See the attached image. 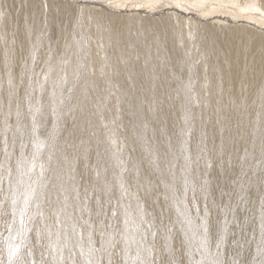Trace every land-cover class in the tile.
I'll use <instances>...</instances> for the list:
<instances>
[{
    "label": "rangeland",
    "instance_id": "rangeland-1",
    "mask_svg": "<svg viewBox=\"0 0 264 264\" xmlns=\"http://www.w3.org/2000/svg\"><path fill=\"white\" fill-rule=\"evenodd\" d=\"M121 1L0 0V45L18 26L25 43L21 54L9 48L0 58V90L13 94L0 111V264H264V115L250 120L258 158L247 172L237 166L234 182L221 171L227 183L221 193L210 189L214 200L206 181L222 158L195 161V114L212 108L210 81L199 74L212 57L210 15L166 0ZM245 1L264 9V0ZM218 14L217 50L227 53L232 31V50L264 84V24ZM149 101L171 106L179 121L171 163ZM239 110L224 116L231 126ZM89 122L98 155L90 162L95 189L85 196L67 175L69 159L82 158L72 133ZM171 170L181 174L177 183Z\"/></svg>",
    "mask_w": 264,
    "mask_h": 264
},
{
    "label": "bare ground",
    "instance_id": "bare-ground-1",
    "mask_svg": "<svg viewBox=\"0 0 264 264\" xmlns=\"http://www.w3.org/2000/svg\"><path fill=\"white\" fill-rule=\"evenodd\" d=\"M107 1H110L116 5H121V4L123 5V1L121 0H107ZM124 1L125 2L130 1V4L133 5H140V4L153 5L156 0H124ZM166 1H167L166 4L169 3L178 10H182V8L186 9L187 5L199 8L198 9L199 12H202L204 15H210L209 16L211 17L210 22L214 26V28H212L213 35L211 34V37L213 39L212 41L214 42L207 44L206 47V50L212 53V57L209 63V69L206 72H199L200 76L202 77L206 76L205 78L209 79L210 81V85L207 84V86L209 87L208 89L206 88V90H208L211 95L210 106L212 108L209 111H206L209 115L200 114L201 118H199L200 115L198 113L195 114L198 115V117L196 118L198 119V125H196L195 128H193L194 130L193 135L195 134L196 138L201 139L200 146H198V144H194V147L198 152L195 161L198 162L200 160L203 161V159H205L206 161L208 160V162L210 161L211 163H214L215 162L214 156L216 157L218 154L222 158L221 165H219L220 163H218L219 166L215 167L214 164L216 162L213 164L214 166L211 165L214 167V172L212 177H210V180L208 179L207 180L208 182L206 181L205 189L207 190L209 189V192L208 191L207 192L208 194H210V197L212 198L215 195L211 193L213 192V190L216 191V193L218 194V192L223 188V180H224L223 178L225 176L222 177L223 175H221L222 173L221 171H224L223 173L225 172H227V174L229 173L231 176L230 180L234 182V180L238 179V178L235 179L236 175H238L235 173L236 171H238L236 167L238 166L239 169L240 167L244 169L243 166L247 167L248 163H252L256 160L255 158H258L257 153L255 154L254 151L252 152V149L250 148L252 146L251 144H253V141L257 142V140L255 141L254 139L258 138L256 135H254V133L251 130L250 120L254 117L257 118L259 116L264 115V84H263L261 71L254 64H251L249 69L245 71L243 64L245 56L243 55L239 56V54L242 52L234 51L231 48L232 46L231 37L235 36L232 31H231L232 33L231 36L228 34L229 36L225 38V42H228L227 53L225 52L224 54H221L217 50V49L220 50L219 46L222 44L221 43L218 45L217 43H219L221 40L224 39L222 37L223 31L219 30L221 29L222 20L218 13L226 12L230 16H239L242 18L250 19L259 24H264V9L258 6L256 3L247 2L245 0H166ZM3 25H6V22L3 23ZM111 41L112 43H116V37L111 36ZM244 43H247V41H244ZM23 46H25V43L23 37L21 36V27L18 26L16 28V35L13 37V39H5L3 44L0 45V58L4 53V51L9 48L14 52H16V54H21L24 51ZM154 69L157 71V68ZM136 71L142 74L143 68L138 66L136 68ZM18 73H19V69L17 68L15 69V71L11 73L10 76L12 77ZM155 74H156L155 72H152V75ZM205 85L206 84H204L203 86ZM239 85H241V87H239ZM150 87L148 88L149 90L146 89L147 91L146 96L148 98L152 97L153 95H156L154 93V90H152L154 88L151 89ZM7 89L8 88H2L0 90L1 93L0 111L3 113L6 112L5 102L13 97L12 92L8 91ZM1 96L3 99L1 98ZM146 104L151 105L150 109L155 114V116L153 117L156 118V133L158 139L166 140L168 144V149L164 151V153L166 152V154H164L165 156L163 155V158L166 157L167 159L165 163L166 162L171 163L174 159L173 149L177 146L178 143L177 135L179 134L178 131L179 121L177 117H175L174 115L175 110L171 108V106L167 107V105L165 107L162 106L161 109L159 110V108H157V106L153 101H149ZM236 108L240 109L239 113H241L243 117L241 116L239 123L235 124L234 126L233 125L231 126L230 125L231 119L229 120L224 116L233 112ZM75 115L79 120H82V116L80 115V113L77 112ZM257 120L259 119H256V121ZM2 129H4V122L3 120H0V130ZM72 135L74 137L72 146L79 149L82 158L80 159L79 162H74L71 158L69 159L67 176L69 179H73L77 184V187L74 189V192L80 193V191H83V194L85 196H88L89 190L95 189L93 178L91 177L90 162L95 155H98L97 136L95 135L90 122L87 124H83L82 128L80 130L74 131ZM263 140H264V136H260L259 141H263ZM249 149H251V151ZM249 151L250 153L252 152L251 154H249L252 155V157L250 156L248 158ZM253 154L255 155L253 156ZM244 170H246L247 172V168ZM249 170L250 168H248V171ZM169 172H171L170 175L166 173L170 177L168 178V180L173 183H177V179L181 177L179 176L180 173L178 174V172H175L174 170H171ZM64 178L67 179L66 176ZM224 182L227 183L225 180ZM225 186H227V184ZM221 192L222 191H220V193ZM217 194L215 195L216 197H218ZM81 198L82 196H79L77 197V200L81 201ZM212 199L210 200L211 201L210 204H213L215 206V208L214 207L212 208L216 209V206L217 208H219L218 207L219 204L217 203L218 200L217 201L215 200L213 203ZM66 203L70 204V202H66ZM162 211H163V219L165 218L168 219V217L165 216L166 211L163 206H162ZM91 213H92L91 214L92 220L95 221L99 215L98 208L97 207L93 208L91 210ZM155 250L157 254L160 253L159 248H157V246H155ZM37 251L38 250L36 248L32 247L31 257L36 258Z\"/></svg>",
    "mask_w": 264,
    "mask_h": 264
},
{
    "label": "snow or ice",
    "instance_id": "snow-or-ice-1",
    "mask_svg": "<svg viewBox=\"0 0 264 264\" xmlns=\"http://www.w3.org/2000/svg\"><path fill=\"white\" fill-rule=\"evenodd\" d=\"M34 166V165H33ZM42 167V166H41ZM34 191V190H33ZM30 197H28V198H26L25 199V210H26V206H27V203H28V199H29ZM21 223H23V220H21Z\"/></svg>",
    "mask_w": 264,
    "mask_h": 264
}]
</instances>
